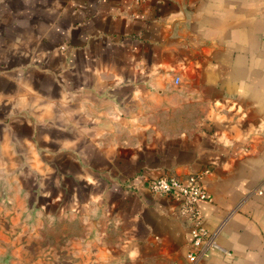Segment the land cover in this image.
I'll return each mask as SVG.
<instances>
[{
    "label": "crops",
    "instance_id": "obj_1",
    "mask_svg": "<svg viewBox=\"0 0 264 264\" xmlns=\"http://www.w3.org/2000/svg\"><path fill=\"white\" fill-rule=\"evenodd\" d=\"M190 175L231 253L192 264H264V0H0V264L24 217L78 224L63 264H191L147 188Z\"/></svg>",
    "mask_w": 264,
    "mask_h": 264
},
{
    "label": "built area",
    "instance_id": "obj_2",
    "mask_svg": "<svg viewBox=\"0 0 264 264\" xmlns=\"http://www.w3.org/2000/svg\"><path fill=\"white\" fill-rule=\"evenodd\" d=\"M147 188L150 192L160 195H176L179 197L178 212L185 219L190 228V243L192 249L186 253L189 263L207 258L211 251H219L230 255V251L217 242L218 234L222 229L220 224L215 229H208L198 203L209 201L206 190L199 184L197 175H190L185 179L173 176H161L151 179Z\"/></svg>",
    "mask_w": 264,
    "mask_h": 264
},
{
    "label": "rangeland",
    "instance_id": "obj_3",
    "mask_svg": "<svg viewBox=\"0 0 264 264\" xmlns=\"http://www.w3.org/2000/svg\"><path fill=\"white\" fill-rule=\"evenodd\" d=\"M23 223L28 226V230L26 227L23 228L24 233L22 234V240H26L27 242H33L34 246L30 248V243L26 249H23L21 256L23 257V263L27 264L30 263L31 258L34 259L35 264H50V261L54 263L51 264H63V258L65 257V250L63 249V240L66 239L67 234L62 232V227L67 226L72 230L77 231V223H73L70 221H57L51 222L48 218L44 217H31L23 219ZM32 226H36L35 232H33V236L31 237L30 231L32 230ZM47 226H50L51 231H47ZM54 232L52 233V231ZM72 233V232H71ZM72 233L71 235H73ZM11 240H14L16 235L20 236V234L7 233L6 234ZM77 235V234H76ZM51 247H55L52 249ZM2 251V250H0ZM71 251V258L73 259V249ZM20 252V250H19ZM55 252V253H53ZM2 253V252H1ZM15 253V250H14ZM2 256V255H0ZM20 256V255H19ZM50 257V258H49ZM6 261L8 264H13L11 262L14 259L13 255L7 254ZM49 258V259H48ZM11 262V263H10Z\"/></svg>",
    "mask_w": 264,
    "mask_h": 264
}]
</instances>
